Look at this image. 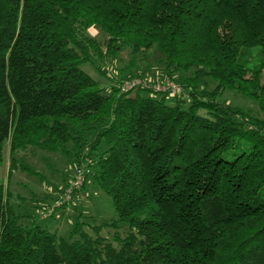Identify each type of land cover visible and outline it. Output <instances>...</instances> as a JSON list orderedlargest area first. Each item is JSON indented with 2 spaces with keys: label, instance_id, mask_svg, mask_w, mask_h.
Instances as JSON below:
<instances>
[{
  "label": "trees",
  "instance_id": "trees-1",
  "mask_svg": "<svg viewBox=\"0 0 264 264\" xmlns=\"http://www.w3.org/2000/svg\"><path fill=\"white\" fill-rule=\"evenodd\" d=\"M124 49L151 52L180 94L86 70ZM226 90L264 114V0H0V264H264V120ZM39 152L72 159L76 194L96 184L115 216L78 208L61 234L67 201L10 186L17 171L42 179L26 160Z\"/></svg>",
  "mask_w": 264,
  "mask_h": 264
},
{
  "label": "rangeland",
  "instance_id": "rangeland-1",
  "mask_svg": "<svg viewBox=\"0 0 264 264\" xmlns=\"http://www.w3.org/2000/svg\"><path fill=\"white\" fill-rule=\"evenodd\" d=\"M88 32L102 45L101 47L105 53L106 35L102 32V30L97 27H91ZM104 58L105 59L102 60L96 57V63L86 64L85 68L94 77L100 79L102 84L105 87L107 86V88L110 87L112 83V79L110 77L120 80L121 75L123 77L140 76L138 79H144L143 81L146 80L149 84V86L144 88L149 89H154L155 84L167 83L169 80H171L172 83L178 84V79L171 77L167 71L155 64L151 57V52L149 54H137L136 56H133L131 55L130 50L124 49L114 58L106 54ZM132 63H134L133 67L136 69H130V72L127 66L132 65ZM100 68H102L103 73L100 72ZM204 79V82L209 89H212L215 86V82L210 78L206 77ZM171 97L173 98L174 96ZM223 98L230 104L244 108L245 110L250 111L252 115L264 120V114L261 112L258 104L242 94L233 90H226L223 93ZM9 150L10 141L6 140L3 150L4 159L0 162V183L7 179L9 169ZM39 153L40 154L38 156L29 155V158L27 156L26 160H28L30 165L40 172V175L43 176L42 179L37 176L35 177L33 175L17 171L12 177L10 186L14 192H19L28 198L33 195L31 194V191H35V195L41 200L43 199L45 202L44 204L47 205L52 202V199L58 201L64 197L65 190L63 187L71 178L75 177L74 173L76 167L75 162H73L72 159L69 160L61 154H51L46 152ZM233 156L234 154L230 155L229 158H232ZM81 166H84V164ZM76 190H74V193L66 198L67 206L65 208V212H63V214H60L61 212H59V215L51 221L53 227H57L61 234L65 235L69 231L78 208L79 210L81 209L84 218L92 222L101 223L108 221L115 216V210L111 197L101 192L97 188L96 184L94 185V183L91 182L90 184L88 183L86 190L84 192L80 191L78 194H76ZM260 199L264 200V188ZM54 202H52V205ZM43 211L46 212L45 209ZM38 215H41V211ZM112 231L113 230L111 229L105 228L103 233L105 235H110Z\"/></svg>",
  "mask_w": 264,
  "mask_h": 264
},
{
  "label": "built area",
  "instance_id": "built-area-1",
  "mask_svg": "<svg viewBox=\"0 0 264 264\" xmlns=\"http://www.w3.org/2000/svg\"><path fill=\"white\" fill-rule=\"evenodd\" d=\"M143 80L144 79H142V80L137 79V80L128 82L125 85V89H127V90L132 89L133 87L139 86V85H141L143 87L149 86L148 82L146 80L145 81H143ZM153 90L157 91V92H161V91L168 92L169 95L176 96V95L180 94L181 87L179 84L172 83V81L169 80V82H167V83L155 84ZM82 175H83V169L82 168L76 169V174H75V177L73 178V181L66 188L65 193H64V197L57 201V205H61L63 202L67 201L66 198L69 197L74 192V190L80 188L83 185Z\"/></svg>",
  "mask_w": 264,
  "mask_h": 264
}]
</instances>
